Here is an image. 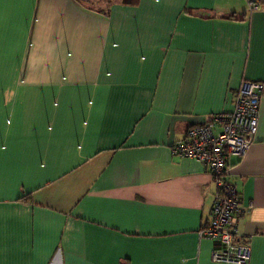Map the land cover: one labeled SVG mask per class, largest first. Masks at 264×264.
Wrapping results in <instances>:
<instances>
[{"label":"crops","instance_id":"0c3cea01","mask_svg":"<svg viewBox=\"0 0 264 264\" xmlns=\"http://www.w3.org/2000/svg\"><path fill=\"white\" fill-rule=\"evenodd\" d=\"M245 80L260 0H0V264H221L213 177L171 148ZM229 178L264 264V95Z\"/></svg>","mask_w":264,"mask_h":264},{"label":"built area","instance_id":"2783aa9c","mask_svg":"<svg viewBox=\"0 0 264 264\" xmlns=\"http://www.w3.org/2000/svg\"><path fill=\"white\" fill-rule=\"evenodd\" d=\"M251 6H256L254 2ZM264 84L245 80L235 93L233 110L219 112L205 123L192 126L172 145V154L194 159L211 173L217 188L211 218L200 236L213 240L212 259L221 264H249L252 248L240 241L239 220L252 206L240 201L230 178V158H242L252 147L259 127Z\"/></svg>","mask_w":264,"mask_h":264},{"label":"trees","instance_id":"16d2710c","mask_svg":"<svg viewBox=\"0 0 264 264\" xmlns=\"http://www.w3.org/2000/svg\"><path fill=\"white\" fill-rule=\"evenodd\" d=\"M260 2L261 3H264V0H260ZM226 19H229V20H235L236 19V17L232 14V15H229V16H227V17H225Z\"/></svg>","mask_w":264,"mask_h":264}]
</instances>
